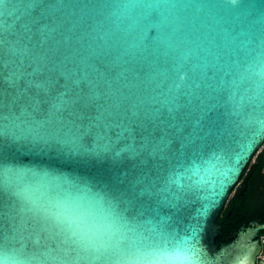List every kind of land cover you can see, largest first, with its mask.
Wrapping results in <instances>:
<instances>
[{
    "label": "water",
    "instance_id": "1",
    "mask_svg": "<svg viewBox=\"0 0 264 264\" xmlns=\"http://www.w3.org/2000/svg\"><path fill=\"white\" fill-rule=\"evenodd\" d=\"M263 143L264 0H0L3 264H252Z\"/></svg>",
    "mask_w": 264,
    "mask_h": 264
},
{
    "label": "flooded vegetation",
    "instance_id": "2",
    "mask_svg": "<svg viewBox=\"0 0 264 264\" xmlns=\"http://www.w3.org/2000/svg\"><path fill=\"white\" fill-rule=\"evenodd\" d=\"M220 238L233 235L249 222H264V143L244 168L219 210ZM258 245L252 264H264V228L256 235Z\"/></svg>",
    "mask_w": 264,
    "mask_h": 264
},
{
    "label": "snow or ice",
    "instance_id": "3",
    "mask_svg": "<svg viewBox=\"0 0 264 264\" xmlns=\"http://www.w3.org/2000/svg\"><path fill=\"white\" fill-rule=\"evenodd\" d=\"M229 2L233 5L239 3V0H236V3H233V0H229ZM197 234V228L195 227V234L193 236V240H195ZM199 258V251L196 249L195 244L191 247H183L178 250L175 254L169 255L165 258V260H161L159 264H173V262L177 261H191ZM0 264H3V261H0Z\"/></svg>",
    "mask_w": 264,
    "mask_h": 264
},
{
    "label": "clouds",
    "instance_id": "4",
    "mask_svg": "<svg viewBox=\"0 0 264 264\" xmlns=\"http://www.w3.org/2000/svg\"><path fill=\"white\" fill-rule=\"evenodd\" d=\"M233 3H236V0H233Z\"/></svg>",
    "mask_w": 264,
    "mask_h": 264
}]
</instances>
